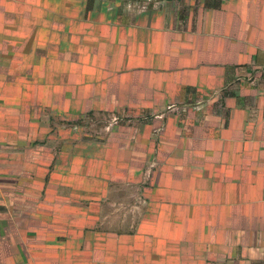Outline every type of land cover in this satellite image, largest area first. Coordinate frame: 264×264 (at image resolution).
Masks as SVG:
<instances>
[{"label":"crops","instance_id":"0c3cea01","mask_svg":"<svg viewBox=\"0 0 264 264\" xmlns=\"http://www.w3.org/2000/svg\"><path fill=\"white\" fill-rule=\"evenodd\" d=\"M0 264H264V0H0Z\"/></svg>","mask_w":264,"mask_h":264},{"label":"rangeland","instance_id":"374dc122","mask_svg":"<svg viewBox=\"0 0 264 264\" xmlns=\"http://www.w3.org/2000/svg\"><path fill=\"white\" fill-rule=\"evenodd\" d=\"M91 120L88 118V117H86L85 118V122H90ZM102 124H104L103 122H102ZM93 128V127H92Z\"/></svg>","mask_w":264,"mask_h":264}]
</instances>
